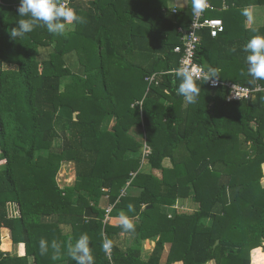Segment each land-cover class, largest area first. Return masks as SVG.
<instances>
[{"label":"trees","instance_id":"16d2710c","mask_svg":"<svg viewBox=\"0 0 264 264\" xmlns=\"http://www.w3.org/2000/svg\"><path fill=\"white\" fill-rule=\"evenodd\" d=\"M210 1L217 9L205 16L224 31L199 32L196 61L222 81L264 86L249 82L243 51L264 21L242 14L264 0ZM19 3L0 0V264H78L67 249L82 234L95 264H252L250 250L264 248V92L226 101V87L202 80L196 104L177 94L180 79L165 72L178 67L192 0H70L87 23L14 40ZM154 72L156 84L146 80ZM62 163L74 168L71 185L56 180ZM102 200L110 217L138 220L136 241L155 237L147 259L139 243L120 248L125 231L103 222ZM191 200V211L170 214ZM3 228L23 254L2 247Z\"/></svg>","mask_w":264,"mask_h":264},{"label":"clouds","instance_id":"9594fccd","mask_svg":"<svg viewBox=\"0 0 264 264\" xmlns=\"http://www.w3.org/2000/svg\"><path fill=\"white\" fill-rule=\"evenodd\" d=\"M206 4L207 0H192L194 12H203ZM17 11L18 15L23 18L17 22L16 27L10 30V37L14 40L23 38L40 26L46 27L47 31L53 35L65 36L77 24L87 23L86 18L79 15L70 6V0L68 3H62L61 0H20ZM242 14L248 19L253 18L251 8H245ZM253 30L255 31V29ZM235 50V48L231 49V51ZM243 51L247 53V75L252 78L249 82L255 83L264 80V36H253L244 45ZM174 74L181 81L177 94L184 97L186 104H196L198 102L201 86L197 84V80H203L215 86L220 77L219 70L211 67L205 71L200 67L193 69L182 66ZM128 211L134 212V206L129 204ZM118 226L127 233H135L136 230L134 219L123 211L119 213ZM90 243V237L87 234H82L74 245L69 244L68 256L76 260L78 264H95ZM113 247L114 243L111 240H106L103 244L106 252H110ZM39 248L41 255L48 254V244L45 239L40 240ZM52 248L55 250L52 259H61L62 255L59 254V247L55 242H53Z\"/></svg>","mask_w":264,"mask_h":264},{"label":"built area","instance_id":"2783aa9c","mask_svg":"<svg viewBox=\"0 0 264 264\" xmlns=\"http://www.w3.org/2000/svg\"><path fill=\"white\" fill-rule=\"evenodd\" d=\"M226 8H227V5L223 3L221 6V9H226ZM214 9H217V7L214 6L210 0H207V4L203 12L198 13V12H194L193 10V16H192L191 22L189 26L186 28V30L184 31L185 35L182 38V44L174 48V52L181 55L179 62H178L177 69H179L182 66H188L193 69L196 67H200L204 69L205 71H207V69L199 65V63L196 61V58H197L196 52L198 49V45L200 43L199 32L203 28H207L209 30L211 37H217L220 33L224 31V24L221 19L209 18L205 16V13L207 10H214ZM172 11L175 12L176 8L174 7ZM179 30L181 31V28ZM177 69H173L165 73H174ZM159 74L160 73L158 72H154L150 74L149 76H147L146 80L149 83L156 84L157 83L156 78ZM197 81H202V80H197ZM207 83L210 87H219V86L226 87L228 90L226 101L241 100V99L248 98L249 96L253 95L256 92H264V86L260 84L254 87H250V86H245V85H241L238 83H234L231 81H222L220 79L215 86H213V84L209 82ZM144 149H145V153H147L149 148L147 146H144ZM123 193L124 191H121V194ZM112 207H113L112 204H108L105 207V216L103 220L104 223L109 222L110 212L112 210ZM103 236H104V242H105L107 239L105 235ZM111 254H112L111 251L106 252V255L109 259L111 258Z\"/></svg>","mask_w":264,"mask_h":264},{"label":"crops","instance_id":"0c3cea01","mask_svg":"<svg viewBox=\"0 0 264 264\" xmlns=\"http://www.w3.org/2000/svg\"><path fill=\"white\" fill-rule=\"evenodd\" d=\"M174 3H176L174 1ZM251 8V7H250ZM247 21L249 23V19L247 18ZM250 24V23H249ZM156 174H159L157 171H155ZM136 189V188H135ZM192 200L191 201H185L184 203H181V204H175L173 205L170 210V214H172V212L174 210H176L177 212H184V211H191L193 209V206H192ZM103 207H106L107 204L105 203V201H102V204H101ZM111 224H119V218H113V217H110V220ZM134 222L137 224L138 223V220H134ZM1 230H7L10 234V231L6 228H3ZM120 237L122 238V241L119 242V246L121 249H124L126 247H129V246H134L135 244L139 243V241H136L135 240V234H132V233H127V232H123L122 234H120ZM6 241H8V245H3L2 247L6 250H8V252L10 254H23L24 253V245L23 244H15L11 241V238L10 236L7 238L6 237ZM154 240H155V237H150V238H146V239H143L141 240V242L139 243L140 244V247H141V256L143 259H147L148 256L150 255L152 249H153V246H154ZM258 247H256L255 249H257ZM262 248V247H260ZM167 250H168V244H165L164 245V252H163V258H162V261H164V258H165V254L167 253ZM263 256V255H262ZM251 263L253 264V256L251 254ZM258 264H264V256L262 257V260L260 258V255H258Z\"/></svg>","mask_w":264,"mask_h":264},{"label":"rangeland","instance_id":"374dc122","mask_svg":"<svg viewBox=\"0 0 264 264\" xmlns=\"http://www.w3.org/2000/svg\"><path fill=\"white\" fill-rule=\"evenodd\" d=\"M251 9L253 10V18L249 19V23L250 24H260L263 23L264 21V6H253L251 7ZM111 126L114 121L113 119H111L109 121ZM108 123V124H109ZM159 173V171H157ZM57 182L59 183L60 186L62 185H71L74 181V168L71 164L69 163H62L59 172L57 173V177H56ZM103 201V200H102ZM105 201V200H104ZM102 204V203H101ZM1 236L3 239H1V244L2 245H8V241H6V237L8 238L10 236L9 232L7 230H1ZM257 249H261L260 251H262L263 256H264V248H260L258 247ZM256 249H252L250 250V258H251V254H253V252ZM255 262H253V264H258V261L255 259V257H253ZM208 264H214L213 262H209Z\"/></svg>","mask_w":264,"mask_h":264},{"label":"water","instance_id":"95a60500","mask_svg":"<svg viewBox=\"0 0 264 264\" xmlns=\"http://www.w3.org/2000/svg\"><path fill=\"white\" fill-rule=\"evenodd\" d=\"M150 206V205H149ZM216 243H218V241H216Z\"/></svg>","mask_w":264,"mask_h":264}]
</instances>
